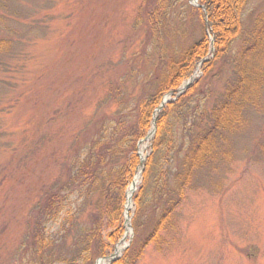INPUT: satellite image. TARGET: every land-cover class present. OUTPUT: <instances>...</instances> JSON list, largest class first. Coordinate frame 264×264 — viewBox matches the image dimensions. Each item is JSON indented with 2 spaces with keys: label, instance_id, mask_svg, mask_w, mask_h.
Wrapping results in <instances>:
<instances>
[{
  "label": "rangeland",
  "instance_id": "374dc122",
  "mask_svg": "<svg viewBox=\"0 0 264 264\" xmlns=\"http://www.w3.org/2000/svg\"><path fill=\"white\" fill-rule=\"evenodd\" d=\"M142 2L0 0V42L4 44L0 51V264L19 261L26 218L41 191L59 175L63 157L86 123L94 115L130 109L137 99L155 60L149 56L150 47L144 56L140 51ZM193 2H182L178 15L184 17L186 11V21L178 28L173 24L170 36L177 32L176 40L169 45L180 53L205 34L211 59L213 38L206 20L201 27L196 17H190L188 5L203 9L199 0L198 7ZM261 14L264 0L246 3L241 38ZM239 45L240 39L233 43L229 57ZM199 71L194 77L198 80ZM227 77L222 64L207 77L208 85L198 96L207 92L211 105ZM117 80L123 85L120 95L128 102L115 108L105 99L109 82ZM174 100L167 95L168 102ZM257 101L247 109L241 128L194 173L175 216L176 231L164 232L167 245L148 247L137 264H264V89ZM175 131L180 137L181 129ZM154 135L137 144L138 159L141 156L145 162ZM167 164L173 170L177 161L173 158ZM142 168L138 166L141 173L129 205L126 193L137 172L125 192L123 224L126 206L129 226L116 245L123 246L120 257L134 238L133 198L142 183ZM69 202L72 207L74 198ZM151 210L146 209L145 216ZM89 214L86 209L79 223H88ZM154 214L156 218L158 211ZM58 229L57 225L51 228L56 237ZM64 239L65 248L71 246L73 235Z\"/></svg>",
  "mask_w": 264,
  "mask_h": 264
},
{
  "label": "trees",
  "instance_id": "16d2710c",
  "mask_svg": "<svg viewBox=\"0 0 264 264\" xmlns=\"http://www.w3.org/2000/svg\"><path fill=\"white\" fill-rule=\"evenodd\" d=\"M184 1L143 0L138 20L144 27L140 51L144 56L150 47L149 56L155 58L143 79L144 86L130 109L96 118L94 115L73 141L61 161L59 175L41 191L26 218L20 242L22 254L16 264H93L114 252L124 232L125 192L140 165L137 144L150 132L156 109L170 94L175 100L157 113L142 183L133 198V241L110 264H137L148 247L167 245V229L176 231L175 216L191 188L194 173L225 146L230 134L241 128L247 109L258 102L264 89V14L241 38V15L249 0H199L202 10L188 5L190 17H196L201 27L204 20L208 23L214 47L209 59L210 41L205 34L180 53L169 45L176 40L177 32L170 36L173 24L178 28L186 21V11L184 17L178 15ZM238 39L240 45L229 57ZM3 46L0 42V51ZM222 64L228 77L209 105L207 92L201 97L198 92ZM198 69L202 75L199 80L194 78ZM122 88L121 81H110L105 104L115 108L127 104L128 100L120 95ZM176 127L181 129L180 137L176 136ZM173 158L177 165L172 170L164 162ZM71 198L72 207L68 203ZM148 208L153 210L145 216ZM86 209L90 214L83 225L79 220ZM56 225L60 234L57 237L51 231ZM69 235H73V242L65 248L64 238ZM59 250H65V254L57 255Z\"/></svg>",
  "mask_w": 264,
  "mask_h": 264
},
{
  "label": "water",
  "instance_id": "95a60500",
  "mask_svg": "<svg viewBox=\"0 0 264 264\" xmlns=\"http://www.w3.org/2000/svg\"><path fill=\"white\" fill-rule=\"evenodd\" d=\"M194 2H193V4H194V6H197L198 7V5H197V0H193ZM205 26L207 27V24H205ZM191 81H192V79L190 80V81H188L186 84H184L183 85V87L178 91V94H182L183 92H184V90L186 89V87L191 83ZM171 95V94H170ZM168 101H167V95L166 96H164L163 97V100H162V102H161V104H160V106L158 107V109H156V111L155 112H159L161 109H162V107L164 106V104L165 103H167ZM154 133H155V120L153 119L152 120V127H151V131L148 133V135L146 136V138L144 139V140H142V141H140L139 142V144L141 143V142H143V141H145V140H147V139H150L153 135H154ZM139 160H140V167L142 168L143 167V163H144V158H142L141 156L139 157ZM141 173V170H140V172H138L137 174H136V176L138 175L139 176V174ZM135 176V177H136ZM134 177V178H135ZM135 191V185H133V181H132V183H131V185H130V187H129V191L126 193V205H129V204H131V197L130 196H132V193ZM125 213H124V227H125V229H126V227L128 228V223H129V219H128V208L125 206ZM127 232L129 233L130 232V230L129 229H127ZM131 233V232H130ZM117 247V246H116ZM116 247H115V249H114V252L109 256V257H107V258H101V259H99V260H97L96 261V264L97 263H99L100 261H106V262H108V264H110V263H112V262H114L116 259H118L119 257H120V255H117V253H116Z\"/></svg>",
  "mask_w": 264,
  "mask_h": 264
},
{
  "label": "bare ground",
  "instance_id": "6f19581e",
  "mask_svg": "<svg viewBox=\"0 0 264 264\" xmlns=\"http://www.w3.org/2000/svg\"><path fill=\"white\" fill-rule=\"evenodd\" d=\"M138 178H139L138 175L134 178V180H133V185H136V184H137V182H138ZM122 250H123V246H122V245L117 246V247H116V253H117V255H120L121 252H122ZM97 264H108V262H106V261H100V262L97 263Z\"/></svg>",
  "mask_w": 264,
  "mask_h": 264
}]
</instances>
